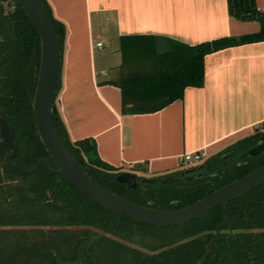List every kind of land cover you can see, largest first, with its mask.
<instances>
[{
	"label": "trees",
	"instance_id": "1",
	"mask_svg": "<svg viewBox=\"0 0 264 264\" xmlns=\"http://www.w3.org/2000/svg\"><path fill=\"white\" fill-rule=\"evenodd\" d=\"M39 1L53 25L61 59L64 25L46 0ZM226 4L233 18L257 21L258 31L192 45L167 40L162 50H157V37L151 35L119 37V75L109 83L119 89L122 113L153 112L180 99L185 87L202 84L205 54L264 39V11L257 10L253 0H226ZM33 48L37 66L35 25L14 0H0V116L13 128L11 162L24 166L47 157L27 95L26 65ZM59 87L60 75L56 94ZM52 122L67 151L88 168L94 182L151 208L186 206L264 163V150L246 154L264 135L263 128L234 140L201 163L175 171L177 178L170 183H160V175H153L151 182L135 178L136 186L129 188L115 181L123 170L97 156L92 138H69L56 108ZM7 152L0 147V264H264V183L227 202L231 232L222 228L206 253L204 245L221 221L220 205L182 224L152 226L100 207L44 164L31 173L10 167L4 161ZM179 172L184 175L178 176Z\"/></svg>",
	"mask_w": 264,
	"mask_h": 264
},
{
	"label": "crops",
	"instance_id": "2",
	"mask_svg": "<svg viewBox=\"0 0 264 264\" xmlns=\"http://www.w3.org/2000/svg\"><path fill=\"white\" fill-rule=\"evenodd\" d=\"M46 1L65 28L55 108L69 138H92L108 165L164 175L183 153L210 155L264 128V39L205 54L202 84L153 112L122 113L109 83L119 75L120 36L151 35L162 50L167 40L192 45L258 31L257 21L230 16L226 0ZM253 3L264 11V0Z\"/></svg>",
	"mask_w": 264,
	"mask_h": 264
},
{
	"label": "water",
	"instance_id": "3",
	"mask_svg": "<svg viewBox=\"0 0 264 264\" xmlns=\"http://www.w3.org/2000/svg\"><path fill=\"white\" fill-rule=\"evenodd\" d=\"M14 1L35 25L38 33V63L36 66L35 49L33 48L26 65V86L34 127L47 157L37 159L30 166L12 163L11 157L15 155V145L12 142L13 128L0 116V147L8 149L4 156L5 163L24 173L34 172L40 164H44L50 172L64 175L82 194L100 207L135 221L157 227L174 226L188 222L220 205L221 221L215 226L213 237L204 245L207 253L209 246L219 239V232L222 228L226 227L227 231L231 232V223L226 214L227 202L264 183V163L214 189L194 202L177 209H157L141 206L101 187L87 175L88 168L81 167V161L74 159L67 151L53 126L54 99L60 71V48L50 18L39 0ZM263 150L264 135L258 138L255 145L250 147L246 154L252 156ZM49 158L56 164L55 168L51 166ZM114 179L118 183L126 184L129 188L136 186L135 177L127 171L117 174ZM172 179L171 174H166L159 177L158 181L168 183ZM144 180L151 181L152 179ZM199 263L200 261L196 262V264Z\"/></svg>",
	"mask_w": 264,
	"mask_h": 264
},
{
	"label": "built area",
	"instance_id": "4",
	"mask_svg": "<svg viewBox=\"0 0 264 264\" xmlns=\"http://www.w3.org/2000/svg\"><path fill=\"white\" fill-rule=\"evenodd\" d=\"M100 43L97 42L96 46H99ZM208 156L205 151H195L190 153H183L179 156V164H195L205 159Z\"/></svg>",
	"mask_w": 264,
	"mask_h": 264
},
{
	"label": "rangeland",
	"instance_id": "5",
	"mask_svg": "<svg viewBox=\"0 0 264 264\" xmlns=\"http://www.w3.org/2000/svg\"><path fill=\"white\" fill-rule=\"evenodd\" d=\"M93 27H94V18H93ZM223 149V148H222ZM220 151V150H219ZM219 151H217V152H219ZM217 152H215V153H217ZM214 154V153H213ZM210 155H212V154H210ZM189 165H191V164H180L179 165V167L175 170L176 172L178 171V170H183L184 171V169H186ZM126 170H127V172H129V173H131V174H133V176L137 179H139V178H144V179H148V178H151V176H153V175H149L148 173H146L144 170H142V169H140V168H137V167H129V168H126Z\"/></svg>",
	"mask_w": 264,
	"mask_h": 264
},
{
	"label": "flooded vegetation",
	"instance_id": "6",
	"mask_svg": "<svg viewBox=\"0 0 264 264\" xmlns=\"http://www.w3.org/2000/svg\"><path fill=\"white\" fill-rule=\"evenodd\" d=\"M204 160V159H203ZM203 160H201L200 162H198V163H201ZM198 163H195V164H198ZM192 165H194V164H192ZM189 166H191V165H189ZM167 174H171L172 176H173V179L170 181V182H172V181H174L176 178H177V174H176V172L175 171H172V172H170V173H167ZM164 175H166V174H164ZM184 175V173L183 172H179L178 173V176H180V177H182ZM161 176H163V175H160V176H158L157 177V180H158V178L159 177H161ZM148 179H151V178H148ZM136 180V179H135ZM144 182H151V181H145L144 180V178L142 179ZM170 182H168V183H170ZM137 183V182H136ZM227 229V228H226ZM229 233V232H228Z\"/></svg>",
	"mask_w": 264,
	"mask_h": 264
}]
</instances>
